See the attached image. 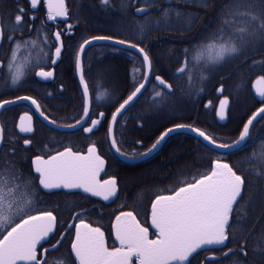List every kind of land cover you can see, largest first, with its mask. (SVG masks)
Returning a JSON list of instances; mask_svg holds the SVG:
<instances>
[{"label":"snow or ice","instance_id":"obj_1","mask_svg":"<svg viewBox=\"0 0 264 264\" xmlns=\"http://www.w3.org/2000/svg\"><path fill=\"white\" fill-rule=\"evenodd\" d=\"M15 2L14 9L9 8L6 13L0 11V56L3 57L0 59V76L4 78L2 86L5 88L19 85L25 79L28 70L33 67H40L35 76L44 79L52 77L53 72L45 71L41 61L50 60L55 64L61 58L64 48L61 33L58 31L54 33L56 43L52 45L48 44L45 35L42 43L49 48V52H44L41 48L39 61L33 63L30 54L21 58L22 48L37 46L44 22L40 29H36L37 40L21 43L15 33L19 32L22 35L24 26L30 21L24 8L19 5V0ZM166 2L170 3V0ZM179 2L193 4L197 8L213 7L215 11V28L209 30L206 26L208 35L183 50L184 62L177 70V76L185 78L189 88L192 86L194 72L199 73L197 78L202 83L207 78L206 71L219 74L221 69L230 64L246 61L250 54H264V0H220L218 5H213V0ZM40 3L41 0H30V8L35 10ZM43 3L47 8L49 21L69 15L65 0H43ZM133 3L134 0H120L121 11L127 15ZM135 3L143 5L136 7L133 13L134 17H142L135 20L132 26L137 42L116 40L112 35L92 36L85 39L79 45L78 51L73 54L79 82L83 86V115L75 125L66 127L74 128L80 125L84 133L91 134L98 130L106 119L103 112L99 113L98 119L90 117L93 101L88 83L84 79L81 59L86 45H91L93 41H106L111 42L114 51L128 52L134 64L133 90L122 103L116 101L119 106L111 113V120L107 124L109 146L118 157L126 160L147 158L174 132L190 131L195 134L197 144L201 143L199 138H203L206 142L204 147L226 149L233 156L256 144L260 138L252 135V127L258 118L264 121V75H259L252 84L255 93L253 99L258 97L257 102L262 106L258 107L243 124L235 141L217 143V140L204 130L178 123L163 131L147 151L137 154L133 149L130 155L122 151L114 135V126L118 123V117L143 95L142 89H146V84L151 82L152 56L150 49L141 47V43L151 32L170 26L173 13L177 24L185 31H191L196 21L200 19L199 12L184 13L174 8L161 9L160 16L157 17L149 9L158 6L159 0H135ZM100 6L108 11L112 6L111 0H100ZM5 15L11 20L10 23L3 22ZM34 20L35 17L32 18V22ZM68 28L71 30L72 25ZM5 42L8 44L7 51ZM115 45L123 47L115 48ZM52 47L55 48L54 53L50 51ZM129 50H135L136 55H132ZM137 59L140 67L135 66ZM257 64L260 70L264 71V60L254 62L253 67ZM141 69H144L143 75L138 78L137 74ZM244 75L240 74L238 92L244 87ZM140 79L143 82H140ZM155 81L157 83L153 85L151 103L154 108L159 109L169 102L174 92L172 85L160 76H155ZM156 88L160 90L157 91ZM219 91L223 92V87ZM106 96L107 92H98L96 100H103ZM17 99L30 100L44 120L53 125L57 124L54 119L49 120L41 111L40 104L32 97L24 96ZM14 102L0 101V110ZM228 104L227 97L220 101L217 115L221 120L225 119ZM88 120L90 126L85 127L84 124ZM31 122V116L27 114L21 116L18 125L20 132H33ZM4 141L5 129L0 124V145ZM9 143L14 141L10 140ZM31 143L30 139L24 140L25 145ZM14 157L15 149H10L8 154L0 158V264H50V261L51 264H56V260L51 257L60 250L65 239L68 240L70 247L63 257V264H134L133 258L135 264H199L198 257L201 252L210 253L204 256V264H224V259L230 254L233 257L231 264H250V255L251 264H264V224L259 229L255 225L248 226L247 217H242L239 212L242 203L250 205L251 201L250 195L248 201H245L242 195L248 192L245 175H255L258 179L264 180V139L260 140L258 150L235 162H225L222 158H216L210 161L206 172L197 173L190 180L183 177L182 172L179 173L177 183L183 186L174 190L166 189L170 194L156 195L151 202V227L156 230L155 239L150 238L149 228L143 226L132 211H120L111 225L115 240L119 242L118 247H109L104 231L81 218L87 214L86 209L77 212L73 217L78 223L67 224L65 227L52 210H42L38 207L40 203L38 193L41 190H48L50 193L53 189H81L83 193L101 197L104 201L118 196L116 177L103 181L98 178L104 171L106 161L98 153L95 143L88 147L86 154L66 147L63 151L48 155L46 159L42 155L34 156L30 166L38 175L33 174L31 170L28 173L23 172ZM244 164L250 167H242ZM124 206L126 205H121ZM242 220L244 227H234L241 225ZM259 221H264V211L261 212ZM57 236L59 239L53 243ZM229 243L234 247H228ZM225 248L227 251H223ZM217 252L220 256L215 255Z\"/></svg>","mask_w":264,"mask_h":264},{"label":"flooded vegetation","instance_id":"obj_2","mask_svg":"<svg viewBox=\"0 0 264 264\" xmlns=\"http://www.w3.org/2000/svg\"><path fill=\"white\" fill-rule=\"evenodd\" d=\"M219 2L220 0H213V5H218ZM65 3L68 7L69 15L67 17H57L55 20L49 21L47 20V8L44 6L43 0H41V3L35 10L30 8V0H19V5L24 8L25 12L27 13V19L30 21L24 26L22 35L19 32L15 33V36L21 40V43L27 40H37L36 29H40L42 22H44L43 30L40 32L39 39L37 40V46L34 48L29 47L28 49L22 48L20 52L21 58L30 54L32 62L36 63L40 59L41 48H43L44 52H49V48L42 43L45 35L47 36L48 44L52 45L56 43L54 39V33L58 31L61 33V41L64 45L61 58L58 59L55 64H52L50 60L41 61L44 70L52 71L53 76L48 79L35 76V72L39 71L40 67H33L28 70L25 79H23L19 85L11 86L9 88L2 86L4 84V78L0 76V101H15L18 100L17 97L24 96L32 97L40 104L41 111H43L44 114L49 117V120L54 119L58 125L62 126L75 125L76 121L81 119L83 115L82 88L78 79V73L75 68L73 55L78 51L79 45L83 43L85 39L100 35H112L114 39L117 40L126 39L133 43L137 42V37L132 26L135 20L142 19V17H134L133 13L135 12L136 7L143 6L135 3L134 0L133 6L128 9V13L125 15L121 11L120 0H111L112 6L108 11H105L101 8L100 0H65ZM15 7V0H0V11L6 13L9 8L14 9ZM164 8H174L184 13L199 12L200 19L196 21L191 31H185L182 30L177 24L175 13H173L170 20V26L151 32L144 39L143 43H141V47L150 49V55L152 56L151 82L149 83V86L141 98L150 90L151 84H156L155 76H161L166 80L163 75L156 72L154 64L165 63L167 61H175L178 63L184 62L183 51L181 48H188L191 44H196L205 36H207L208 31L206 30V26L209 30L215 28V11L213 10V7H209L207 9L197 8L193 4L180 3L179 0H170V3L166 2V0H159L158 6L149 10L153 15L159 17L160 10ZM205 13L207 14L205 15ZM33 17H35L34 22H32ZM3 22L10 23L11 20L7 17V15H5ZM69 25H72L71 30L68 28ZM30 29H32L31 32L29 31ZM178 37H182L180 41L178 40ZM104 45L112 46L108 44H96L90 46L85 51L82 58L84 77L88 83L91 96L93 63L116 61L122 64L121 68H123L124 63H133L132 56L125 55L128 52L121 51L116 57H102L91 54L93 48ZM7 48L8 44L5 42V51H7ZM50 51L51 53H54L55 48L52 47ZM129 51L136 55L134 51ZM0 59H3V57L0 56ZM261 60H264V54H250L246 61H237L236 64H230L235 66H232L226 72H220L217 74V77L220 79H229V81H231L233 84V80H239V78H241L240 74L244 73V78H246L248 82H251L249 88L242 89L239 92L237 91V87H234L231 84V86L227 85L226 88L225 85H219L216 88V94L218 98L214 117L218 125L224 128V130H221V133H228L229 135L224 142H221L219 141V136L216 135L221 134L219 133V130H216V125H208L211 129H213V137H216L217 143H231L235 141L239 136V132L242 129L243 124L258 107L262 106L257 102L258 98L255 100L253 99L255 95L252 89V84L255 79L259 75H264V71L260 70V66L258 64L255 67H252L254 62ZM136 62H139V59H137ZM238 65L241 67L239 71H237ZM249 67H251V69L253 68L255 72H250ZM132 68L133 67H130L128 71L129 81L132 78ZM143 71L144 69H141V72L137 75L142 77ZM141 82H143V80ZM8 83L10 84V80ZM130 85V82L127 86L125 83H123L120 87V92L127 95L130 94V92L133 90ZM221 87L224 89L223 92L219 91ZM244 92L247 93V97L243 96ZM248 95L250 97H248ZM224 97L229 98L230 106L228 110V121L223 124L218 120L217 111L219 103ZM141 98L139 100H141ZM139 100L136 103H138ZM93 105L94 101L92 102V109L90 113L91 119H98L99 113L101 112L105 113L106 119L102 122L101 126H99L98 130L91 134L84 133L82 129L73 132H63L53 128L35 110V106L28 102L16 104L6 108L0 117V123L5 129V141L3 143L0 156L3 151L9 152L10 149H15V153L20 151L22 153L21 155L24 163L23 165L25 166L22 169L23 172L28 173L31 170L33 171V174H35L34 169H31L30 162L31 159L36 155H42L46 159L48 155H54L57 151H63L66 147H71L73 151L87 153L88 147L92 144V135L95 134L96 137L98 134L105 133L107 136V124L111 120V114H107V112L104 110L98 111V113L94 116ZM25 114L32 117L31 123L33 132L31 133H21L18 127L20 117ZM121 118L116 124V138L117 132L121 129V127H123L124 124V122L120 121ZM181 124L189 125L187 123ZM87 126H90V120H88L85 124V127ZM206 127L207 124L200 129L206 132ZM135 132L138 135L136 139L133 140V145L128 147V149H124L119 143L122 151L128 153L129 155L132 153L133 149H135L137 154L147 151V149L150 148L156 140L155 137L153 140H151L152 134L154 133V128H146L145 126L136 123ZM9 133H11V135H9ZM252 135L260 139L257 140L256 144L246 149L247 155L254 150H258L260 140L264 139V121L258 120L253 125ZM25 139H30L32 143L25 145ZM148 139L149 141H147ZM10 140L14 141V143H9ZM168 140L165 142V144L168 142ZM105 145L106 153L110 155L112 153L113 157H115L117 161H120L124 165L130 166V168L127 169L122 168V174L123 171L125 172L124 178L107 174L109 165L108 157L104 154L105 152L101 151L100 147L96 144L100 155L106 160L107 163L106 170L100 176V180L103 181L109 179L110 177H116L118 181L117 197H113L109 201H104L97 197L91 196V194L83 193L81 189L54 190L50 193L48 191L41 190L38 193L40 198L38 207L42 210H52L53 214L57 216L58 221L63 223L65 227L67 224L78 223V220L73 219V217L77 212H81L82 210L86 209L87 214L81 218L85 219L86 222L92 224L94 227H100L101 230L104 231L107 245L109 247L119 246V242L115 240V236L111 228L112 223L115 222V216L118 215L120 211H132L134 215L137 216V219L140 220L141 224L149 228L150 238L155 239L156 230L151 227V203L148 205V195L146 194L147 191L145 190L147 184H141L138 182L134 183L132 180L139 178L141 173L148 170L150 167L148 161L157 155L162 150L164 145L161 150L153 157L138 163H125L116 156L113 149H110V146H107V144ZM262 187L264 189V185H262ZM142 197L145 198L141 200ZM121 205L126 206L121 207ZM59 227L60 225L58 224V228ZM72 233L74 235V229L72 230ZM65 235L67 234L65 233ZM57 239H59V236L54 238L53 243H55V240ZM66 242L67 248L64 249L62 244L60 250L51 257V259L56 260V264H63V257L67 254L70 247L67 239L63 241L64 244ZM46 247H50V245H46ZM228 247H234V245L229 243ZM223 251H227V248L223 249ZM206 255H210V253H200L198 257L199 264H204V256ZM215 255L220 256V253L217 252ZM232 259L233 257L230 254L229 257L224 259V264H231ZM133 260L135 264V258H133ZM249 262L251 264V255L249 256Z\"/></svg>","mask_w":264,"mask_h":264},{"label":"trees","instance_id":"obj_3","mask_svg":"<svg viewBox=\"0 0 264 264\" xmlns=\"http://www.w3.org/2000/svg\"><path fill=\"white\" fill-rule=\"evenodd\" d=\"M178 38L180 41L182 37ZM181 49L183 51L185 47ZM91 54L102 57H116L119 55V52L114 51L113 46L104 45L93 48ZM125 55L128 56L129 54L126 53ZM182 64L183 62L178 63L175 61L154 64L156 72L163 75L166 80L171 83L174 95L170 98L167 104L156 109L151 103L154 83L151 84L150 90L145 93L141 100L133 105L120 120L121 122H124V124L117 132V138L124 149H128V147L132 146L133 140L136 139L138 135L135 132L136 123H139L146 128H154L151 140H153L154 137L157 139L163 131L178 123H187L199 128L204 127L207 124L205 130H207L206 133L211 136L214 135L213 129L208 125L215 124L216 130L220 131L219 133L222 132L221 130H224L222 126L218 125L214 117L218 98L216 88L219 85H225V88L227 85L237 87L241 83V78L238 77L239 80H233L232 84L229 79L222 80L217 77L216 73L206 71L205 75L207 78L201 83L197 78L199 73L194 72L192 86L189 88L186 79L177 76V70ZM133 66V63H124L123 68H121L122 64L116 61L93 63V81L91 88L94 101V116L101 110L106 111L107 114L110 115L115 108L119 106V103L116 101L122 103L123 99L127 98V94L120 92V87L123 83H125L126 86L129 84L128 71L129 68ZM135 66L140 67V62H135ZM232 66L235 65H228L221 69L220 72H226ZM113 68L114 70H123V82H119L120 79L117 75H114V73L111 72V69ZM240 68L241 67L238 65L237 71H239ZM249 71L255 72L251 67H249ZM141 81L142 79H140V82ZM250 83L251 82H248V80L244 78L243 89L249 88ZM156 90L159 91L160 88H156ZM98 92H107L108 96L103 100L98 101L96 100ZM246 94L247 93L244 92L243 96L247 97ZM248 97L250 96L248 95ZM216 135L219 136V141L221 142H224L229 136L228 133ZM214 138L216 139L215 136ZM91 141L92 143L97 144L100 147V150L105 152L104 154L108 157L109 165L107 174L124 178L125 172L123 171L122 174V168L127 169L130 168V166L117 161L112 153L111 155L106 153L105 144L109 146L106 134H98L96 137L94 134L91 137ZM147 141H149V139ZM203 145L202 142L197 144V138L188 134L179 133L171 137L162 150L148 161L150 167L146 172L144 171L141 173V179L138 181V183L147 184L145 190H147L148 205L155 199L156 195L170 194L166 189L174 190L177 187L183 186L182 184L177 183L179 173L182 172L183 177L190 180L193 175L206 172L211 160L222 158L225 162L231 163L247 155L246 150L233 156L228 153H220L212 149L209 150V148H206ZM8 153L9 152L3 151L0 158H3L5 154ZM21 154L20 151H17L14 159L18 162L19 167L23 169L25 166L23 165L24 163ZM242 167L249 168L250 166L244 164ZM245 180L248 192L242 193V195H244L245 201H248L250 195L251 201L250 205L242 203L239 212L242 217H247L248 226L255 225V227L259 229L262 224H264V221H259L260 214L264 211V189L262 187V185H264V180L258 179L255 175H245ZM244 226L242 220L241 225L234 227L240 228ZM62 247L66 249L67 242L65 244L63 243Z\"/></svg>","mask_w":264,"mask_h":264},{"label":"water","instance_id":"obj_4","mask_svg":"<svg viewBox=\"0 0 264 264\" xmlns=\"http://www.w3.org/2000/svg\"><path fill=\"white\" fill-rule=\"evenodd\" d=\"M117 40V39H116ZM96 44H108V45H112L111 44V42H106V41H93L92 42V44L91 45H86L85 46V51L90 47V46H93V45H96ZM116 47H123V46H120V45H115ZM132 51H134L135 52V50H132ZM85 53V52H84ZM84 53L83 54H81V59L83 58V55H84ZM78 73V72H77ZM84 73V72H83ZM151 77H152V71H151V73H150V81H151ZM161 77V76H160ZM162 79H164L163 77H161ZM78 79H79V73H78ZM84 79H85V77H84ZM165 80V79H164ZM86 81V80H85ZM166 81V80H165ZM167 82V81H166ZM157 83V82H156ZM168 84H170L169 82H167ZM80 86H81V88H82V91H83V86L80 84ZM149 86V83H147L146 84V89H147V87ZM146 89H142V93H144L145 92V90ZM172 90H173V87H172ZM89 92H90V90H89ZM253 92H254V90H253ZM90 95H91V92H90ZM138 95H140V94H138ZM254 95H255V93H254ZM141 96L142 95H140V98H141ZM92 97V96H91ZM139 98V99H140ZM225 98V97H224ZM224 98H222V99H224ZM258 98V97H257ZM138 99V100H139ZM221 99V100H222ZM138 100H136L135 101V103L138 101ZM228 100H229V98H228ZM25 102H28V103H30L31 104V101L30 100H15V102L13 103V104H10V105H6L5 106V109L6 108H8V107H10V106H13V105H16V104H20V103H25ZM135 103H133L130 107H127V110L122 114V116L135 104ZM229 106H230V102H229V104H228V106H227V108L225 109V119H223V120H221L220 119V117L218 116V120H219V122L220 123H226L227 121H228V110H229ZM219 108H220V103H219V107H218V111H219ZM5 109H3V110H0V117H1V114H2V112L5 110ZM91 109H92V105H91V108H90V113H91ZM218 111H217V113H218ZM122 116H120V117H118V121H119V119L122 117ZM259 120V118L257 119V121ZM1 121V120H0ZM257 121H254V124L257 122ZM49 125H51L53 128H55V129H57V130H60V131H63V132H73V131H76V130H79V129H81V126L80 125H76V127H74V128H69V127H66V126H62V125H58V124H56V125H53V124H51V123H49V121H46ZM1 124V123H0ZM86 124V123H85ZM85 124H84V126H85ZM115 128H116V125L114 126V129H113V131H114V135L116 136V134H115ZM94 131H96V130H94ZM178 133H186V134H189V135H191V136H194L195 138H196V136H195V134L194 133H191L190 131H186V132H174V133H172L168 138H166V140L159 146V149L158 150H156V151H153V153L149 156V157H147V158H140V159H128V160H126V159H124V158H122V157H118L117 155V157L120 159V160H122V161H124L125 163H138V162H142V161H144V160H147V159H149V158H151V157H153L155 154H157L160 150H161V148L163 147V145L165 144V142L171 137V136H173V135H175V134H178ZM204 144L206 143V142H204L203 141V138H199ZM2 146H3V144L2 145H0V152H1V149H2ZM209 148H211L212 150H214V151H217V152H220V153H228V151L226 150V149H220V148H215L214 146H209ZM98 149V148H97ZM114 151V150H113ZM98 153H99V151H98ZM115 153V152H114ZM84 154H86V153H84ZM100 154V153H99ZM106 161V160H105ZM107 164V163H106ZM106 164H105V167H104V171H102L101 173H100V176L105 172V170H106ZM100 176L98 177L99 179H100ZM54 190H59V189H53V190H51V191H54ZM75 190V189H74ZM45 191H48V190H45ZM97 198H99V199H102L101 197H97ZM103 200V199H102ZM106 238V237H105ZM106 243H107V240H106Z\"/></svg>","mask_w":264,"mask_h":264},{"label":"rangeland","instance_id":"obj_5","mask_svg":"<svg viewBox=\"0 0 264 264\" xmlns=\"http://www.w3.org/2000/svg\"><path fill=\"white\" fill-rule=\"evenodd\" d=\"M206 55H207V54H206ZM111 72L114 73V75H117V77L120 79L119 82H121V81L123 82V80H122V79H123V70H122V69H119V70H118V69H117V70L115 69V70H114V68H113V69H111ZM137 76H138V78L140 77V75H137ZM132 83H133V79L131 78V79H130V84H131L130 86H132ZM131 88H132V87H131ZM132 89H133V88H132ZM151 171H152V170H151ZM145 176H147V175H145ZM143 177H144V176H143ZM140 179H141V176H140L139 178H137V179L132 180V181H133L134 183H136V182H138ZM130 182H131V181H130ZM146 191H147V190H146ZM144 198H145V197H142L141 200L144 199Z\"/></svg>","mask_w":264,"mask_h":264}]
</instances>
